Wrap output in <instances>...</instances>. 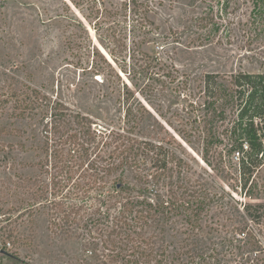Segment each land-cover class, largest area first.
<instances>
[{"label":"rangeland","instance_id":"1","mask_svg":"<svg viewBox=\"0 0 264 264\" xmlns=\"http://www.w3.org/2000/svg\"><path fill=\"white\" fill-rule=\"evenodd\" d=\"M205 5L202 0H0V126L6 128L0 132V182L10 181L20 198L25 190L13 183L18 176L50 184L54 173L51 165H37L43 157L38 114L17 117L10 100L2 102L11 89L29 85L81 111L95 129L125 133L126 83L132 111L144 112L136 135L175 151L180 163L171 178L176 193L182 192L180 185L190 190L200 185L208 195L200 216V231L207 235L202 246L218 261L209 260L241 264L246 258H264V222H253L243 210L244 203L264 202V164L243 186L247 174L236 156L226 154L225 141L204 152L200 122H195L200 112L191 104L199 99L197 85L205 73L264 70V36L248 39L244 7L228 8L222 16L226 23L217 29L200 28L197 19ZM221 6L215 4L214 10ZM134 9L147 15L148 22L142 25ZM146 56L155 57L151 66H146ZM92 66L100 72L94 74ZM171 67L188 76L189 87L147 73L148 69L161 75ZM118 142L101 144L91 159L105 163V149ZM120 173L129 179L133 174L118 168ZM18 198H0V207H13ZM48 205L37 206L31 224L27 215L8 223L0 216V247L5 245L14 257H0V264H101V252H107L105 231L84 224L78 216L52 231ZM79 207L81 218L91 211L89 203ZM184 214L181 209L171 212L158 225L164 229L159 243L173 253L175 262L188 232ZM243 220L244 232H239Z\"/></svg>","mask_w":264,"mask_h":264},{"label":"trees","instance_id":"2","mask_svg":"<svg viewBox=\"0 0 264 264\" xmlns=\"http://www.w3.org/2000/svg\"><path fill=\"white\" fill-rule=\"evenodd\" d=\"M202 1L206 8L197 19L200 28L217 29L226 23L222 16L227 14L228 8L244 7L246 18L243 24L248 39L264 36V0ZM215 4L222 6L215 11ZM133 13L138 14L137 20L142 25L148 22L143 12L140 14L134 9ZM94 53L114 70L96 48ZM145 59L146 66H151L155 57L146 56ZM113 60L116 62L115 58ZM92 72L100 71L93 67ZM147 73L159 80L168 77L170 82L177 81L183 87L190 84L188 76L176 67L161 75L148 69ZM123 87L127 93L124 97V117L128 124L125 133L95 129L93 120L87 115L70 110L63 101L51 99L29 85L6 93L2 102L10 100L15 116L33 117L38 114L42 123L43 157L37 165L41 168L51 165L54 173L49 177L52 185L44 179L18 176L13 183L25 190L24 197L20 198L10 181H1L0 198H18L13 207H0L1 221L8 223L27 215L31 224L37 206L49 204L48 223L52 231L76 221L77 216L84 224H92L105 231L107 240L104 248L107 252H101L104 254V258L99 259L101 264H215L209 258L216 262L218 259L209 252V247L202 246L203 238H207L200 231L202 207L208 200L205 189L197 185L190 190L188 185H180L182 192L176 193L177 186L174 188L171 181L176 168L180 170L175 151L162 142L136 135L144 112L139 108L137 112L132 111L128 104L132 92L126 83ZM197 91L199 101L192 99L191 104L197 105L200 112L195 122H200L204 152L207 154L217 142L225 141L226 154L236 156L242 173L244 176L247 174L242 184L246 186L253 172L264 164V70L238 69L223 75L208 72L199 78ZM188 94L191 96L193 92ZM5 131L6 128L0 126V132ZM117 140L119 142L113 145V149H105L104 154L108 157L105 163L98 164L91 159L101 144L108 146ZM118 168L132 172L131 179L122 173L117 174ZM32 185L36 190H30ZM86 203H89L91 211L81 218L79 205ZM179 209L185 213L188 232L183 238V251L175 262L173 253L170 255L168 249L159 243L164 229L158 225L163 218H168L169 213ZM243 210L253 222H264V202L244 203ZM12 211L17 215H12ZM244 226L243 220L239 232H244ZM10 235L9 232L7 236ZM0 257L14 258L5 245L0 247ZM241 262L264 264V258L256 257L255 261L246 258Z\"/></svg>","mask_w":264,"mask_h":264}]
</instances>
